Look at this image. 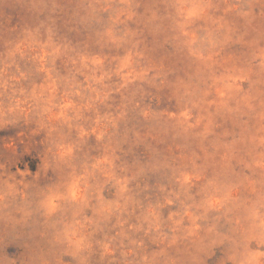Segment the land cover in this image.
<instances>
[{"label": "rangeland", "instance_id": "374dc122", "mask_svg": "<svg viewBox=\"0 0 264 264\" xmlns=\"http://www.w3.org/2000/svg\"><path fill=\"white\" fill-rule=\"evenodd\" d=\"M0 264H264V0H0Z\"/></svg>", "mask_w": 264, "mask_h": 264}]
</instances>
